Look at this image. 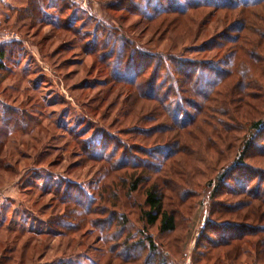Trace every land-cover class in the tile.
Masks as SVG:
<instances>
[{"label": "rangeland", "instance_id": "374dc122", "mask_svg": "<svg viewBox=\"0 0 264 264\" xmlns=\"http://www.w3.org/2000/svg\"><path fill=\"white\" fill-rule=\"evenodd\" d=\"M31 3L0 0V264H253V250L227 260L230 248L212 246L264 194V123L253 126L264 121V76L249 86L248 75L228 70L222 82L205 68L204 92L179 107L175 92L165 100L162 62L225 67L238 44L264 65V3L204 7L168 27L144 17V0ZM244 17L251 44L228 32ZM246 93L259 99L243 111ZM132 173L145 184L129 195ZM152 183L173 232L142 216Z\"/></svg>", "mask_w": 264, "mask_h": 264}, {"label": "trees", "instance_id": "16d2710c", "mask_svg": "<svg viewBox=\"0 0 264 264\" xmlns=\"http://www.w3.org/2000/svg\"><path fill=\"white\" fill-rule=\"evenodd\" d=\"M30 2L34 3V0H30ZM145 2V11H143L144 17L148 21H157L161 22L162 27H168L170 24H175L174 26H178L177 21L180 17H186L190 12L200 9V8H212L216 11H231L237 10L239 8L248 7L249 5H256L260 3H264V0H144ZM31 3V4H32ZM245 15V13L243 12ZM174 16L173 21H171V17ZM169 21V22H168ZM234 26L229 29L228 32L239 30L240 33L243 32V36L239 34L237 37L238 40L243 42H248L251 44V39L248 37V32H252V26L250 21H248L245 17L244 20L238 21L234 24ZM162 27L160 29H162ZM255 33L260 34V42H264V27L263 30ZM231 42H237V38L228 37ZM254 42V41H253ZM255 43V42H254ZM5 44H0V67L3 66V60L7 58L8 49ZM223 46V45H222ZM219 48V47H218ZM234 53L232 54V59H227L225 62L220 63L225 67H218L215 65H210L208 61H181L180 65H177L173 69V65L171 63L165 64L162 62V68L165 70L166 76V84L168 83V93H165V100L170 102H177L178 106L181 107L182 101H186L188 103L194 104L189 96L193 94H201L204 92L200 91V86L208 80L209 74L206 72H215L217 73V77L220 81L224 82L229 74L228 70H232L233 74L240 75L241 78H246L249 81L250 85H255L256 83L250 81V76L255 74H261L260 76H264V65L262 62H258L256 59H259L256 55H252L245 48L239 46L238 44L234 47ZM126 49V47H125ZM133 55H136L132 51ZM236 58V59H235ZM241 59L240 64L243 65V61L248 60L249 66H247V73L243 75L241 73V69H239L238 60ZM174 66L176 63H173ZM158 65V64H157ZM168 66V67H167ZM235 69L233 70V68ZM149 68V64H146L141 71H138L136 75L145 76L147 74V69ZM166 68V69H165ZM207 68V70L205 69ZM220 70V72H219ZM246 70V68H245ZM160 71V64L156 68V76ZM254 74V75H255ZM116 76V77H115ZM123 77L121 75H114L113 80H121ZM246 80V79H245ZM155 82L148 83V86L151 89L155 88ZM209 82V81H208ZM215 84V83H214ZM167 88V89H168ZM155 90V89H154ZM175 92L177 95V101H171L172 93ZM234 91H230L232 94ZM151 99H157V97H150ZM250 98V99H247ZM175 99V98H174ZM259 99L256 95H252L250 93H246L241 95L239 101V107L244 111V106H252L250 100ZM181 105V106H180ZM181 113V112H180ZM174 116V115H173ZM180 116V115H179ZM178 119V118H177ZM176 120V119H175ZM264 123L263 120L256 121L253 126L255 128H260ZM3 142H0V150ZM0 160V166H1ZM134 168V167H133ZM136 170L138 169L135 166ZM145 184V179L141 176H135L133 173L131 175V183L129 187L128 194L131 195ZM159 183H152L145 190V206L142 216L146 220L148 225H159V230L161 232H173L177 229V220L175 214L165 207V191L162 189ZM169 189L171 188L168 187ZM249 194L252 193V189L249 190ZM253 202L248 213L238 214L239 219L243 218V221L248 223H239L236 225L229 224L228 227H225L226 238L221 239L220 242L214 243L212 246V251L219 249V247L230 248L229 251L226 252L227 260H235L238 259L241 253H250V250H253L255 253V262L253 264H264V194L260 192V189L257 190L252 197ZM251 204V203H250ZM250 204L244 205L249 206ZM225 212L223 214H236L232 209L227 207L224 208ZM242 220V219H240ZM149 241V247L152 251H157V247L154 244V239L152 235H147ZM127 244V242H124ZM218 259V256H213V259ZM133 261L126 259L124 264L132 263ZM165 264V261L162 262Z\"/></svg>", "mask_w": 264, "mask_h": 264}, {"label": "crops", "instance_id": "0c3cea01", "mask_svg": "<svg viewBox=\"0 0 264 264\" xmlns=\"http://www.w3.org/2000/svg\"><path fill=\"white\" fill-rule=\"evenodd\" d=\"M19 1V0H18ZM21 2V1H20Z\"/></svg>", "mask_w": 264, "mask_h": 264}]
</instances>
